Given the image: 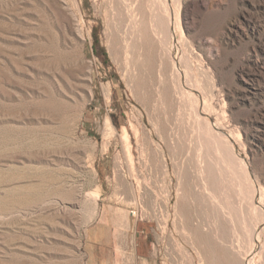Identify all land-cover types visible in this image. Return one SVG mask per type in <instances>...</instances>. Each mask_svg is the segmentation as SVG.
Returning <instances> with one entry per match:
<instances>
[{
    "label": "rangeland",
    "instance_id": "1",
    "mask_svg": "<svg viewBox=\"0 0 264 264\" xmlns=\"http://www.w3.org/2000/svg\"><path fill=\"white\" fill-rule=\"evenodd\" d=\"M118 1L0 0V264H239L252 247L264 264L245 194L251 181L264 199V0H167L183 55L169 78L190 72L171 102L157 70L137 89L149 70ZM205 122L235 135L234 156L208 145ZM209 159L224 186L206 192ZM207 223L221 226L214 244Z\"/></svg>",
    "mask_w": 264,
    "mask_h": 264
},
{
    "label": "bare ground",
    "instance_id": "2",
    "mask_svg": "<svg viewBox=\"0 0 264 264\" xmlns=\"http://www.w3.org/2000/svg\"><path fill=\"white\" fill-rule=\"evenodd\" d=\"M145 2H146V0H132V1H129V0H119L118 1L119 12L123 15V17H125L129 21L128 23H129V30H130L131 39L128 42L127 48L131 50V52L134 54L135 58L137 57L138 59L140 58V60H143L144 61V64H145V67L144 68L149 70L148 71V74H146V71L147 70L146 71L143 70L142 72H141V70H139L141 72V77H140V79L138 77L139 80L136 79L137 80V82H135L136 83V87L138 86L139 88H142V89L144 87V89H145L146 87L144 85L146 83L145 82L146 75L147 76L149 75L150 70H151L150 73H152V71L154 72V71L157 70V72H158V75L157 76H158V81H159L158 82V84H159L158 92H159V94H160V96H161V98H162L163 101H165V102H171L173 96H176V94H179L180 93V95H182V94H183V96H184V94L186 95L187 92H186V90L184 88V85L185 84H184V82H182L181 78L183 77V75L185 77V76H187L188 73H190V72H187L189 70L186 71V73H187L186 75L185 74L182 75L181 73L178 72V80H177L178 82L177 81H174L175 82L174 83L173 81L171 82V80H170V78H172L173 75H174V70L176 68V63H178V62L180 63V60L182 59V56H183V55L182 56H179V54H175L174 53V48H175L174 41L176 40V32H177V30L179 28V17H178V14L176 13V11L173 9V7L170 6L167 3V0H149V2H148L149 5L147 4L148 6H146V3ZM146 7L148 8L147 9L148 12H146L147 11L146 10ZM118 40L119 39H116V37H114V38H111L110 37L109 38V48H110L111 53L113 54V57L114 56L117 57V56H120L122 54L121 53L122 50H121L120 43H119ZM179 44L181 45V42H179ZM176 49H178V48H176ZM176 51H178V50H176ZM129 55H131V54H129ZM125 56H126V54H125ZM183 58H184L183 59V61H184L183 63H185L186 57H183ZM188 61H186L187 64H188ZM187 64L186 65L183 64V65L192 67L190 64L189 65H187ZM142 67H143V65H142ZM142 67H140V69H142ZM185 68H187V67H185ZM132 73H134V72H132ZM138 74H140V73H138ZM134 75L136 76L135 73H134ZM134 75H132V78L134 77ZM185 80H186V78H185ZM185 80H183V81H185ZM156 81H157V79H156ZM186 82H189V81L186 80ZM136 87L134 86V88H136ZM138 87H137V89H138ZM188 96H189V94H188ZM194 98H197V97H194ZM193 100L195 101L196 99H193ZM196 106H197V108L195 109L196 110V114H197L196 116L200 117L202 112L199 109L198 104ZM206 123L207 122H205V124ZM207 124H210V123L208 122ZM207 124H206V126L208 127L207 128V131L209 130L208 132L206 131L207 134H209V133L211 134V132H212V134L213 133L215 134V132H216L219 135V136L217 135L218 138H215L216 137V135H215V137H213L212 140L209 139L210 141L207 139L208 140V142H207L208 145L211 146V147L214 146V148L217 147L218 149L225 148L226 150L223 149L225 152H228L229 151L231 153V154L230 153H227L228 156H229V154L230 155H233L234 152H232L231 147H232V140H234L236 138L235 135H233V134H228L227 135L225 133V131H223L224 128H222V126L219 123H214L212 125L210 124V126H208ZM206 126H205V128H206ZM218 129H221L222 131H218ZM210 134H209V137H210ZM126 136H127L126 139L128 141V134L127 133H126ZM214 138L216 139L215 141H214ZM226 147H230V149L228 148L229 150L227 151V148ZM235 156H236V154H235ZM236 159L237 158H235V157L231 158V160H233V161H235ZM210 160L211 159H209V161H208L209 163H207V161H202V162L200 161L201 168L199 170L200 174L199 173L198 174H199V176H201L200 179H202V180H200V181H202L201 184H204V185H202V186H204V188H203L204 190H206L207 188H210V189L213 188V189H215L216 187L214 188V186L217 185L218 182H219V180H220V178L216 176L217 175V170H215L216 168L214 167V166H216L215 161H214V164H213V163H211L212 160L211 161ZM164 162L165 161L163 159V163ZM216 163H219V161L218 162L216 161ZM164 165H165V163H164ZM164 168L167 169V166L164 167ZM215 171H216V173H215ZM188 172L189 171H187V173ZM197 172H198V170H197ZM185 173H186V171H185ZM185 173H183V175ZM165 176H166V174H165ZM189 176L190 175H188V176L186 175V178H185L186 181L184 183L185 184V187H183L184 189L181 187L182 185L181 186L179 185V184H182L183 183V182L181 183V179H180V176H179V179H180L179 182L180 183H178V185H179V188L181 187V189H178V191H180L179 192L180 195L177 193L179 195V198H180V196H184V197L188 196V194L190 192L191 186L188 183H189V180H190V177L191 176L190 177ZM183 178H184V176H183ZM188 185L190 186V188H189ZM222 186H224V185H222ZM222 186H218L217 185V188L218 187H222ZM245 187H246V189H245L246 190L245 191L246 193L245 194L247 195V198L245 197L247 199L246 200L247 201V208H250V209H251V207L254 208V206L256 207V204L259 203L258 204L259 205L258 208H259L260 213L262 215V218H261L262 220L259 223L252 224L251 233H249V237H251V239H250L251 241H254L255 240V241L259 242L260 235H261V233L264 230V201H263L264 199L262 197L263 191H262V189L260 190V188L259 189L258 188L256 189V187L253 185V183H251V181ZM213 189H211V190H213ZM206 192H208V189H207ZM191 193H193V191ZM225 194H227V192ZM209 195L211 197V193ZM187 200H185L186 202H184V200H182L183 202L181 204L179 203L180 204L179 207L180 208L182 207L181 209L184 210V211H182L181 215L183 214V212H185ZM178 201H181V199H179ZM175 205H176V203H175ZM187 206L189 207V205H187ZM179 207H177V208H179ZM180 208H179V210H180ZM256 208H254V210H256ZM187 209L188 208H186V210ZM189 211H191V210H189ZM186 213H187V211H186ZM96 214H97V212L93 208V214L90 215V218H91V216L94 217ZM190 214L191 213H189V215ZM185 215H187V214H185ZM185 215H184L183 219L185 218ZM210 217H211V215H210ZM188 218L191 219V216L190 217L189 216L186 217V219H188ZM222 218H223V216H222ZM186 219H185V221H186ZM164 220H165V218H164ZM182 222H183V220H182ZM187 222H189V221L187 220ZM164 223H166V222H164ZM183 223H185V222H183ZM221 224H223V223H221ZM184 225H186V224H184ZM207 225H208V223H207ZM187 226H189V224ZM161 227H162V232L163 233H166V225L165 226H161ZM205 230L207 231L206 237L209 239V242H211L212 244H214V240L216 241V239L218 237V232H219V230H221V226L220 225H217V226H209V227H206ZM224 231H225V229H224ZM260 244H259V246H260ZM211 247H210V250H211ZM259 252L260 251H257V248L256 247H252V249L249 251V253L246 254V256L244 258L240 259L241 261H239V264H254L255 258H256V256L258 255ZM234 254H235V252H234ZM235 256H236V254H235Z\"/></svg>",
    "mask_w": 264,
    "mask_h": 264
},
{
    "label": "trees",
    "instance_id": "3",
    "mask_svg": "<svg viewBox=\"0 0 264 264\" xmlns=\"http://www.w3.org/2000/svg\"><path fill=\"white\" fill-rule=\"evenodd\" d=\"M94 48L97 52L98 55H101L103 57V60L105 62V64H109L108 62V55H107V52L105 51V49L103 47L100 46V43H99V39L98 37L95 36L94 38ZM139 241L137 240V252L139 251ZM148 245V243H147Z\"/></svg>",
    "mask_w": 264,
    "mask_h": 264
}]
</instances>
